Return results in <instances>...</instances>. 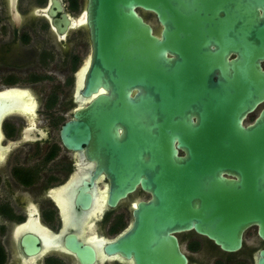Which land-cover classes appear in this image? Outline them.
Returning a JSON list of instances; mask_svg holds the SVG:
<instances>
[{
    "label": "water",
    "instance_id": "water-1",
    "mask_svg": "<svg viewBox=\"0 0 264 264\" xmlns=\"http://www.w3.org/2000/svg\"><path fill=\"white\" fill-rule=\"evenodd\" d=\"M86 22L83 95L107 93L61 137L76 150L94 140L118 198L151 194L119 252L187 264L173 233L233 252L256 226L264 264V109L242 124L264 101V0H87Z\"/></svg>",
    "mask_w": 264,
    "mask_h": 264
},
{
    "label": "flooded vegetation",
    "instance_id": "flooded-vegetation-1",
    "mask_svg": "<svg viewBox=\"0 0 264 264\" xmlns=\"http://www.w3.org/2000/svg\"><path fill=\"white\" fill-rule=\"evenodd\" d=\"M86 7L87 0H0V264H136L119 242L151 194L138 186L118 198L94 140L76 150L61 137L107 93L83 95L92 56ZM263 109L264 101L243 126ZM172 235L187 264H256L263 248L256 226L233 252L194 231Z\"/></svg>",
    "mask_w": 264,
    "mask_h": 264
},
{
    "label": "rangeland",
    "instance_id": "rangeland-1",
    "mask_svg": "<svg viewBox=\"0 0 264 264\" xmlns=\"http://www.w3.org/2000/svg\"><path fill=\"white\" fill-rule=\"evenodd\" d=\"M148 19L153 25H156L155 20L152 17H148Z\"/></svg>",
    "mask_w": 264,
    "mask_h": 264
},
{
    "label": "bare ground",
    "instance_id": "bare-ground-1",
    "mask_svg": "<svg viewBox=\"0 0 264 264\" xmlns=\"http://www.w3.org/2000/svg\"><path fill=\"white\" fill-rule=\"evenodd\" d=\"M103 92V91H102ZM12 95V94H11ZM13 96V95H12ZM5 97V96H4ZM19 101V100H18ZM29 107V106H28Z\"/></svg>",
    "mask_w": 264,
    "mask_h": 264
}]
</instances>
